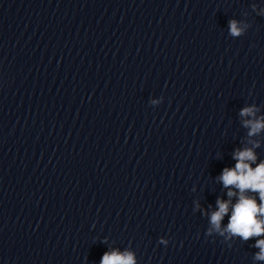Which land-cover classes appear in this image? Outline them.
Here are the masks:
<instances>
[{"label":"clouds","instance_id":"9594fccd","mask_svg":"<svg viewBox=\"0 0 264 264\" xmlns=\"http://www.w3.org/2000/svg\"><path fill=\"white\" fill-rule=\"evenodd\" d=\"M230 30L233 35H239L240 30L237 28L235 21H230ZM241 116L255 114L254 108H245L241 111ZM264 118L261 120H246L245 126H250L249 135L258 133L264 128ZM234 158L237 160L234 169L225 168L219 177L220 181L227 188L234 186L239 192L237 202L232 205V214L229 217L227 227L221 230V220L229 211L230 201L217 199V211L211 214V224L217 231L230 233L231 235L240 236L247 241L252 236L264 235V220L259 216H264V162H261L255 169L250 167L245 161L255 162L256 157L251 149L236 151ZM258 192L262 203L258 206L254 198L245 195L246 192ZM236 195L229 190L228 196ZM256 247L261 251L256 254L257 260H264V239L258 240ZM100 264H135L132 254L118 252L105 253Z\"/></svg>","mask_w":264,"mask_h":264}]
</instances>
